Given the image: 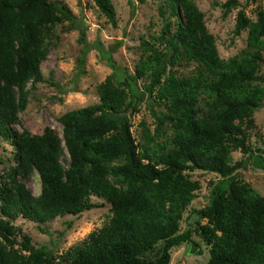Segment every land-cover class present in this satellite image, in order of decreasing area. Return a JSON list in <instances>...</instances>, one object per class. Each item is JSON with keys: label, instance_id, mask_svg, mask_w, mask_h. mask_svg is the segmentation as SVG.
I'll return each instance as SVG.
<instances>
[{"label": "trees", "instance_id": "trees-1", "mask_svg": "<svg viewBox=\"0 0 264 264\" xmlns=\"http://www.w3.org/2000/svg\"><path fill=\"white\" fill-rule=\"evenodd\" d=\"M93 1L116 26L112 2ZM163 4L175 17L156 36L164 47L142 39L134 71L115 69L98 83V101L61 113L59 135L48 125L41 132L13 131L10 122L25 107L28 82L33 87L42 78L40 62L57 39L55 25L72 13L56 0H0V131L11 139L16 160L0 174V264H168L170 248L182 242L201 252L192 232L209 246L205 264H264V195L240 175L250 164L264 169V156L248 146L245 130L264 100L258 73L264 12L251 18L238 8L233 32L245 30L246 44L224 58L194 0H161L162 14ZM237 5L225 0L223 13ZM180 59L196 66L178 73L172 66ZM143 75L148 81L139 92ZM137 97L162 106L152 107L157 124L151 132L143 123L139 140L131 130ZM234 149L244 156L232 161ZM193 169L220 179L210 201L191 208L194 225L180 230L199 187L188 173ZM33 170L37 195L26 183ZM91 195L110 202L108 220L59 258L32 244L12 221L77 214L94 205Z\"/></svg>", "mask_w": 264, "mask_h": 264}, {"label": "rangeland", "instance_id": "rangeland-1", "mask_svg": "<svg viewBox=\"0 0 264 264\" xmlns=\"http://www.w3.org/2000/svg\"><path fill=\"white\" fill-rule=\"evenodd\" d=\"M56 1L70 9L72 18L55 25L57 39L53 40L40 62L42 78L33 87L28 82L25 107L12 115L10 127L13 131L41 132L48 125L61 135L62 124L58 116L69 108L98 101V83L115 69L133 72L143 51L140 45L142 39L155 42L157 47L163 48V42L157 40L156 36L163 30V24L167 20H175L169 6L163 4L164 13L159 11L161 0H110L116 11V26L108 21L93 0ZM194 1L203 11L205 24L215 38L219 55L224 58L236 53L246 44L245 30L239 34L233 32L238 8L243 7L245 14L251 18H255L259 10L264 12V0H249L248 3L238 0L240 5L226 13H223L222 6L225 0ZM83 49H86V53L80 64ZM107 55L111 58L107 59ZM195 66L194 62L180 59L172 68L178 73H189ZM258 73L264 75V53ZM147 81L148 77L145 75L137 78L139 92ZM137 104L138 110L131 115V130L136 140H139L143 123L151 132L157 124L152 107L159 110L162 106L149 97H144L143 100L137 97ZM251 116L252 123L245 126L246 142L252 150L264 156V100ZM231 156L232 161H235L243 157L244 153L240 149H234ZM15 162V149L11 139L0 131V174ZM188 173L198 182L199 187L183 210L179 221L180 230L194 225L197 215L191 208L207 204L211 199L213 184L220 179L217 172L203 169L188 170ZM240 175L264 195L263 168L250 164L241 170ZM26 183L34 195L39 194L40 179L36 170L29 174ZM90 199L94 205L77 214L66 212L43 222L18 215L12 221L21 227L23 233L28 234L32 244L45 245L59 258L61 252L108 220L111 214L110 202L97 195H91ZM20 237L17 233V238ZM192 238L200 244L201 252L193 251L190 242H182L170 248L168 264L206 263L209 246L195 232H192Z\"/></svg>", "mask_w": 264, "mask_h": 264}]
</instances>
